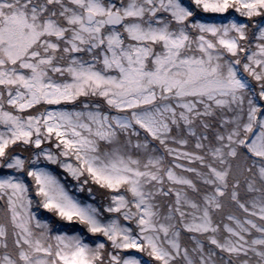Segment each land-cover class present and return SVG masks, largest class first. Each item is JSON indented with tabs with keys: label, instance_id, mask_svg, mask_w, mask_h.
<instances>
[{
	"label": "snow or ice",
	"instance_id": "obj_1",
	"mask_svg": "<svg viewBox=\"0 0 264 264\" xmlns=\"http://www.w3.org/2000/svg\"><path fill=\"white\" fill-rule=\"evenodd\" d=\"M0 264H264V0H0Z\"/></svg>",
	"mask_w": 264,
	"mask_h": 264
},
{
	"label": "rangeland",
	"instance_id": "obj_2",
	"mask_svg": "<svg viewBox=\"0 0 264 264\" xmlns=\"http://www.w3.org/2000/svg\"><path fill=\"white\" fill-rule=\"evenodd\" d=\"M47 214V213H46ZM51 214H49V216H50ZM52 219H55V217H51Z\"/></svg>",
	"mask_w": 264,
	"mask_h": 264
},
{
	"label": "trees",
	"instance_id": "obj_3",
	"mask_svg": "<svg viewBox=\"0 0 264 264\" xmlns=\"http://www.w3.org/2000/svg\"><path fill=\"white\" fill-rule=\"evenodd\" d=\"M46 216H49V214H45ZM137 255H139V254H137ZM145 259H147V258H145Z\"/></svg>",
	"mask_w": 264,
	"mask_h": 264
}]
</instances>
